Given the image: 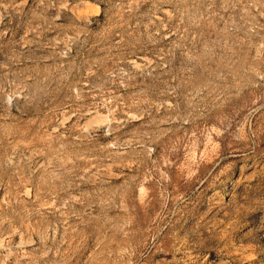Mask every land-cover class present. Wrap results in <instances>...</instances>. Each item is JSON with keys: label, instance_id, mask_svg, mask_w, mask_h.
Masks as SVG:
<instances>
[{"label": "rangeland", "instance_id": "obj_1", "mask_svg": "<svg viewBox=\"0 0 264 264\" xmlns=\"http://www.w3.org/2000/svg\"><path fill=\"white\" fill-rule=\"evenodd\" d=\"M0 264H264V0H0Z\"/></svg>", "mask_w": 264, "mask_h": 264}, {"label": "trees", "instance_id": "obj_2", "mask_svg": "<svg viewBox=\"0 0 264 264\" xmlns=\"http://www.w3.org/2000/svg\"><path fill=\"white\" fill-rule=\"evenodd\" d=\"M102 8H103V11H102V14L99 17V20H103L105 18V15H106V7L102 6Z\"/></svg>", "mask_w": 264, "mask_h": 264}]
</instances>
